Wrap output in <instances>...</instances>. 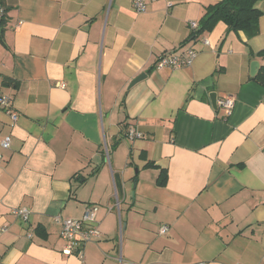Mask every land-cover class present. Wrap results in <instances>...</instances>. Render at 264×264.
Here are the masks:
<instances>
[{"label": "crops", "instance_id": "0c3cea01", "mask_svg": "<svg viewBox=\"0 0 264 264\" xmlns=\"http://www.w3.org/2000/svg\"><path fill=\"white\" fill-rule=\"evenodd\" d=\"M219 1L4 0L0 264H264V0L257 35L220 20L188 40ZM91 208L99 236L63 253L56 217Z\"/></svg>", "mask_w": 264, "mask_h": 264}, {"label": "built area", "instance_id": "2783aa9c", "mask_svg": "<svg viewBox=\"0 0 264 264\" xmlns=\"http://www.w3.org/2000/svg\"><path fill=\"white\" fill-rule=\"evenodd\" d=\"M148 0H132L135 10L143 11L145 2ZM191 29L197 28V22L190 21ZM204 43L208 44V40L204 39ZM196 51L192 48L177 49L176 51L160 55L156 62L155 68H172L180 69L189 66L196 58ZM218 107L225 109L226 115H229L233 107V99L230 96H225L217 100ZM0 106L6 109L7 114L13 122L17 119V114L9 107V98L7 96L0 97ZM128 137L140 136L133 128H128L126 131ZM11 145V136L6 135L0 140V162L2 160L1 150L9 149ZM13 215L22 221H28L30 209L26 206H18L11 209ZM56 220L61 224V237L64 240L62 252L70 255L78 251L80 247L94 237L99 236V231L96 224L95 208L86 209L80 218H61L56 217ZM167 227L163 226L160 229L161 233H165ZM28 236H31L30 234ZM197 264H205L203 262Z\"/></svg>", "mask_w": 264, "mask_h": 264}, {"label": "trees", "instance_id": "16d2710c", "mask_svg": "<svg viewBox=\"0 0 264 264\" xmlns=\"http://www.w3.org/2000/svg\"><path fill=\"white\" fill-rule=\"evenodd\" d=\"M261 0H220L217 3L209 5L204 15L198 21V27L191 29L189 39L193 40L204 32L211 31L218 21H223L230 30L243 31L248 37H253L259 32V18L262 15L261 9L257 4ZM3 9V11L1 10ZM0 37L3 34L5 26V8L4 0H0ZM264 84V68L254 77ZM3 84H12L15 81L9 77H3ZM151 163H146V165ZM153 165V164H151ZM165 183V177H161L159 184Z\"/></svg>", "mask_w": 264, "mask_h": 264}, {"label": "water", "instance_id": "95a60500", "mask_svg": "<svg viewBox=\"0 0 264 264\" xmlns=\"http://www.w3.org/2000/svg\"><path fill=\"white\" fill-rule=\"evenodd\" d=\"M258 63L256 61H253L251 63V74H255L256 72V69L258 67ZM143 77H145V74H141L139 76H137L135 79H133L130 83V85L134 84L135 82L141 80ZM210 99H211V103H212V106L216 109L217 108V95L215 93H211L210 94Z\"/></svg>", "mask_w": 264, "mask_h": 264}, {"label": "rangeland", "instance_id": "374dc122", "mask_svg": "<svg viewBox=\"0 0 264 264\" xmlns=\"http://www.w3.org/2000/svg\"><path fill=\"white\" fill-rule=\"evenodd\" d=\"M135 170H136V169L134 168L133 171L135 172ZM135 180H136V178L133 179V184H134ZM132 194H133V193H132Z\"/></svg>", "mask_w": 264, "mask_h": 264}]
</instances>
